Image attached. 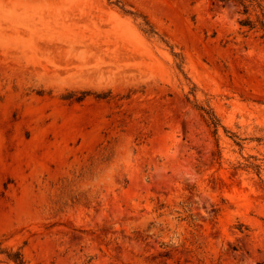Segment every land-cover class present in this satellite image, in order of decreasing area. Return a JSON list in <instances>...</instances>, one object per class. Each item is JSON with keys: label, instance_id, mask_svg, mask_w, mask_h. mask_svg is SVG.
<instances>
[{"label": "rangeland", "instance_id": "1", "mask_svg": "<svg viewBox=\"0 0 264 264\" xmlns=\"http://www.w3.org/2000/svg\"><path fill=\"white\" fill-rule=\"evenodd\" d=\"M239 9L0 0L4 248L27 264H264V38Z\"/></svg>", "mask_w": 264, "mask_h": 264}, {"label": "trees", "instance_id": "2", "mask_svg": "<svg viewBox=\"0 0 264 264\" xmlns=\"http://www.w3.org/2000/svg\"><path fill=\"white\" fill-rule=\"evenodd\" d=\"M214 3L218 2L222 5H233L240 8L239 14L244 15L245 18L239 20V23L242 27H247L248 31H263L262 38H264V0H212ZM120 8L127 14L137 16L136 12L132 10H127L125 6H120ZM259 11V12H257ZM255 13V14H254ZM255 15V19L253 18ZM142 16V15H141ZM144 17V31L147 33H155L153 26L150 22ZM81 100V98H79ZM204 117H206L210 125L219 124L218 119L214 112L205 111ZM217 121V122H216ZM6 255L8 261L14 262L16 264H27L25 256L21 250L14 251L13 249H7L3 247V242H0V255Z\"/></svg>", "mask_w": 264, "mask_h": 264}]
</instances>
